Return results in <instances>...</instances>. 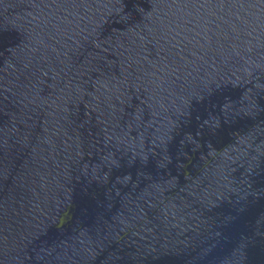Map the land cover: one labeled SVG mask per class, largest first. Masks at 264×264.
Segmentation results:
<instances>
[{
    "label": "water",
    "instance_id": "water-1",
    "mask_svg": "<svg viewBox=\"0 0 264 264\" xmlns=\"http://www.w3.org/2000/svg\"><path fill=\"white\" fill-rule=\"evenodd\" d=\"M0 264H264V0H0Z\"/></svg>",
    "mask_w": 264,
    "mask_h": 264
}]
</instances>
